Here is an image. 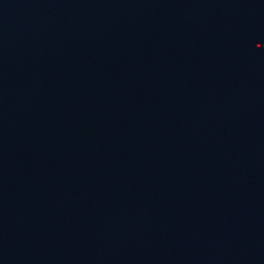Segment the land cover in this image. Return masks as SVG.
<instances>
[{
    "label": "water",
    "instance_id": "1",
    "mask_svg": "<svg viewBox=\"0 0 264 264\" xmlns=\"http://www.w3.org/2000/svg\"><path fill=\"white\" fill-rule=\"evenodd\" d=\"M0 264H264V0H0Z\"/></svg>",
    "mask_w": 264,
    "mask_h": 264
}]
</instances>
